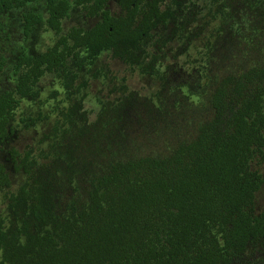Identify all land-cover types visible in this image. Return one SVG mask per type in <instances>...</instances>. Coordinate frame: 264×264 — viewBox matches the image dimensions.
<instances>
[{
	"label": "trees",
	"instance_id": "obj_1",
	"mask_svg": "<svg viewBox=\"0 0 264 264\" xmlns=\"http://www.w3.org/2000/svg\"><path fill=\"white\" fill-rule=\"evenodd\" d=\"M111 1L0 0V18L24 11L26 37L43 24L58 36L46 51L15 59L13 87L0 93V143L46 75H58L72 99L80 72L109 52L168 84L167 73L179 74L162 71L169 45L182 42L188 53L206 9L221 26L194 62L192 83L158 100L128 92L101 102L93 122L76 99L59 112L47 152L10 151L26 182L6 196L0 264H264V213L255 211L264 178L252 167L264 160V0H116L119 16ZM41 2L44 13L28 9ZM73 8L99 21L64 33ZM248 31L262 36L255 57L228 68L217 50ZM7 65L0 50V74ZM185 86L202 100L187 134L162 100L172 93L180 101ZM9 186L0 162V192Z\"/></svg>",
	"mask_w": 264,
	"mask_h": 264
},
{
	"label": "rangeland",
	"instance_id": "obj_2",
	"mask_svg": "<svg viewBox=\"0 0 264 264\" xmlns=\"http://www.w3.org/2000/svg\"><path fill=\"white\" fill-rule=\"evenodd\" d=\"M28 9L44 13V3L31 5ZM109 9L114 16L122 13L116 0L110 2ZM23 12L22 10L14 11L0 18V50L8 60L5 71L0 74V93L13 87L12 66L21 52L39 54L53 46L58 38L44 24L39 25L29 37H26L23 33ZM98 21L99 18H88L80 9L73 8L70 17L63 22L64 33L72 27L91 28ZM205 24L208 26L205 27ZM199 25L205 28L204 33L194 41L188 53L181 51L180 54L179 48L182 42L175 41L169 45L162 71L166 70V66H171L179 70V74L172 71L167 73L170 79L168 84L158 78L140 73L137 68L132 69L119 59L113 58L109 52L101 54L94 65L86 66L80 72L75 85L80 90L72 99L67 96L62 79L58 75H46L35 88L38 96L22 101L9 125L12 134L6 142L0 143V162L6 166L10 178V186L0 192V216H7L6 196L16 192L26 182L25 175L14 169L10 156L12 149L20 153L28 150H33L36 154L47 152L51 145L48 137L53 133L54 126L60 118L59 112L76 99H82L83 109L88 112L90 121L93 122L100 110L101 102H114L128 92H136L141 97L158 100L156 95L164 92V89L170 92L180 85L192 83L191 72L194 62L200 61L205 53V47L214 42L213 35L220 28L221 21L219 19L214 21L206 9ZM253 34L258 37L252 45L248 38L253 37ZM253 34L248 31L245 41L229 43L226 47L220 45L221 49L217 50L216 56L228 68L244 64L248 56L255 57L258 42L262 37L259 32ZM85 83L86 86L82 87ZM182 94L183 97H179L180 101H176V96L172 93L163 94L162 100L169 107L171 123L180 129V133L187 134L191 131L193 120H196L199 115L196 108L201 106L202 100L191 95L187 86L183 88ZM26 120L28 123L32 120L36 122L31 127H26L27 124L24 122ZM252 167L264 178V160L255 161ZM255 211L256 214L264 213V185L256 195Z\"/></svg>",
	"mask_w": 264,
	"mask_h": 264
}]
</instances>
